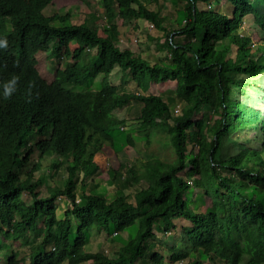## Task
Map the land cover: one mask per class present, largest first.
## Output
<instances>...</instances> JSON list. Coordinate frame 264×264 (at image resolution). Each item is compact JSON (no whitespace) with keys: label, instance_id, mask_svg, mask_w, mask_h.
<instances>
[{"label":"trees","instance_id":"obj_1","mask_svg":"<svg viewBox=\"0 0 264 264\" xmlns=\"http://www.w3.org/2000/svg\"><path fill=\"white\" fill-rule=\"evenodd\" d=\"M53 1L0 0V39L9 43L0 49V230L27 247H14L3 262L0 240V264L26 259L28 264H143L151 251L153 264H205L206 257L213 264L216 257L225 264H264V37L254 43L242 28L251 15L264 31L260 9L251 1L226 0L231 13H225L216 8L221 0H179L177 11L184 19L172 26L158 0H151L156 8L143 0H105L109 29L103 27L102 35L97 25L70 22L69 14L46 15L43 9ZM117 18L156 26L163 33L149 39L168 51L169 61L153 62L109 38L110 30L119 31ZM177 35L194 37L182 41ZM44 49L75 60L58 68L51 82L37 68ZM87 49L95 52L83 63L79 59ZM116 67L138 90L118 91L108 79ZM99 74L104 75L99 88H91ZM13 76L19 77L17 91L5 99L3 83ZM165 82L176 83L175 94L185 106L181 113H173L165 96L150 92L153 84ZM131 107L135 119L116 113ZM199 108H213L220 118L196 119ZM134 122L151 130L164 124L175 159L151 158L145 177L130 163L132 186L143 182L132 201L126 194L114 193L108 200L105 193L87 192L86 179L99 168L96 153L105 144L115 146V129ZM246 130L260 136L259 147L218 156L227 136ZM127 140L132 144L131 133ZM195 148L197 156L190 157ZM50 152L62 158L52 163L51 178L61 161L68 175L53 193L42 195L44 178L35 175ZM186 170L188 175L182 174ZM190 177L199 200L209 195L211 206L189 205ZM253 184L258 188L249 191ZM58 197L72 207L64 214L76 218V231L72 220L59 226ZM159 219L166 231L175 220L186 221V245H166L163 251L164 243L153 240ZM95 227L119 234L122 244L115 256L86 249ZM132 227L134 236L121 239L120 233Z\"/></svg>","mask_w":264,"mask_h":264},{"label":"rangeland","instance_id":"obj_2","mask_svg":"<svg viewBox=\"0 0 264 264\" xmlns=\"http://www.w3.org/2000/svg\"><path fill=\"white\" fill-rule=\"evenodd\" d=\"M152 8H156V2L151 0H143ZM161 14L167 17L166 24L177 26L174 20L178 19L183 21L184 14L178 12V2L179 0H158ZM248 2H253L257 8L260 9L261 14L264 15V0H247ZM116 5V4H115ZM216 8L225 13H231V7L226 0H221L216 4ZM43 12L46 15H53L55 13H60L62 15L69 14L70 22L72 23H82L84 21L88 22L92 27L96 25L99 28V33L103 34V27L109 29V20L106 16L105 0H54L52 3L44 7ZM247 21L242 23V28L248 32L254 43L261 42L264 37V31L260 29L257 22L253 20V16L248 15L246 17ZM57 22V21H56ZM115 23H117L120 28L118 32L113 30L109 31V38L116 41L121 47H130L137 54H141L146 59L153 62L167 63L170 59L169 53L166 49L160 50L157 46L155 40L149 39L148 35L157 36L161 35L163 32L159 31L156 26L145 19H135L132 18L128 22L124 21L122 18H117ZM108 36V35H106ZM199 36V35H196ZM193 35H177L176 39L187 41L192 39ZM166 38L162 36L161 42ZM71 47H77L76 42L71 43ZM94 49H87L86 53L81 57L83 63L88 61L89 56L94 53ZM72 58L64 59L56 57L50 49H44L39 52V59L37 63V68L41 73L42 77L51 82L54 80L56 71L58 68H64L69 63L74 62ZM103 74H99L96 79L91 82V88H99L100 82L103 78ZM108 79L118 85V91H135L138 90L136 83L131 79H125V75L120 67H116L108 76ZM126 80V81H125ZM262 83L264 84V76L262 78ZM176 83L175 82H165V83H155L152 85L150 92L156 94H162L165 99L170 102L171 109L173 113L175 109L177 113H181L184 109V102L182 99L178 98L175 94ZM140 90V89H139ZM116 113L120 116L127 117L129 119H135L137 113L131 107L128 109L122 108L117 109ZM208 117L218 119L220 114L216 113L213 108H199L194 116V118L199 119L200 117ZM213 119V120H214ZM132 134V144L127 140V134ZM211 134V131L208 132ZM114 136L115 146L110 144H105L101 151L97 152L95 155V161L99 168L93 177L86 179L87 187L84 189L87 192H97L105 193V197L108 200H113L115 198L114 193L129 195V200L132 201L133 194L140 189L143 182L135 184L132 186L131 178L132 173L130 168V163L135 167V170H139L143 177L147 172L146 163L149 160L162 159L166 162H171L175 159L176 153L170 142L168 132L165 125H161L157 129L151 130L147 125H142L139 123H133L127 126H123L120 130L117 128L112 132ZM261 144V138L252 130H246L243 132H236L232 136H227L222 148L219 150L218 156H229L231 153L238 151L241 147L251 146L259 147ZM117 150H116V149ZM196 149V148H195ZM197 149L194 151L190 150L188 154L190 157L197 156ZM152 158V159H151ZM62 159L59 158L57 154L50 152V154L42 160L41 171L37 172L35 176L43 177L45 184L40 188L42 195H50L53 193L59 184H63L67 180V170L66 163L61 161L60 170L56 173L55 178H51V165L54 161ZM152 160V161H153ZM151 161V162H152ZM29 167H32V163H29ZM189 168V166H188ZM187 168V169H188ZM51 169V170H50ZM182 174L188 175V170L183 171ZM81 174H77L76 180H79ZM193 177H190V184L192 186L191 192L187 195L189 205L197 209H205L207 206L212 205V199L209 195H205L203 201L199 200V192L197 188L192 184ZM146 181V180H145ZM260 185V184H259ZM264 186L263 184H261ZM253 188H258L257 184H253L249 191H253ZM248 191V192H249ZM131 195V196H130ZM80 196V194H79ZM25 200H30V196L25 194ZM80 200V197H79ZM84 201V197L81 198ZM58 212L60 217L59 226H66L69 220H72V226L74 231L77 230V220L73 216H66L64 213L67 209L72 207L67 202L65 197H58ZM176 223L173 227L166 231L165 224L162 219L158 220V224L155 226V236L154 241H160L166 245L178 244L180 246L186 245V240L184 239L183 225L186 223L184 220H175ZM39 230L42 229L43 223L39 222ZM137 227V226H136ZM136 227L128 228L124 232L120 233L121 239H130L134 236L136 232ZM7 230V227H4ZM41 232V231H40ZM119 234L116 235L115 232L109 233L105 230H98L96 227L91 230V234L86 244V249L89 251H99L104 250L110 256L116 255V250L122 244L117 238ZM0 240L3 244L1 248V255L3 262L12 254V249L15 247L21 248V250H27V247H23L20 244V240L15 239L13 236L6 237L4 233L0 230ZM167 253V248H165ZM152 251L146 254L142 259L143 264H153L151 262ZM201 253H198L197 259L201 258ZM205 264H213L207 257L205 258ZM21 264H28V260H24ZM62 264H67L62 263ZM86 264V263H82ZM181 264V263H178ZM214 264H225L223 260L216 257Z\"/></svg>","mask_w":264,"mask_h":264},{"label":"clouds","instance_id":"obj_3","mask_svg":"<svg viewBox=\"0 0 264 264\" xmlns=\"http://www.w3.org/2000/svg\"><path fill=\"white\" fill-rule=\"evenodd\" d=\"M9 47L8 40L0 39V49H7ZM19 77L13 76L10 80L3 83V96L5 99H10L17 91Z\"/></svg>","mask_w":264,"mask_h":264},{"label":"built area","instance_id":"obj_4","mask_svg":"<svg viewBox=\"0 0 264 264\" xmlns=\"http://www.w3.org/2000/svg\"><path fill=\"white\" fill-rule=\"evenodd\" d=\"M152 26H153V24H152ZM175 111H176V109H175ZM177 112V111H176Z\"/></svg>","mask_w":264,"mask_h":264},{"label":"crops","instance_id":"obj_5","mask_svg":"<svg viewBox=\"0 0 264 264\" xmlns=\"http://www.w3.org/2000/svg\"><path fill=\"white\" fill-rule=\"evenodd\" d=\"M121 129V128H120ZM114 132V131H113ZM116 149V148H115ZM117 150V149H116Z\"/></svg>","mask_w":264,"mask_h":264}]
</instances>
